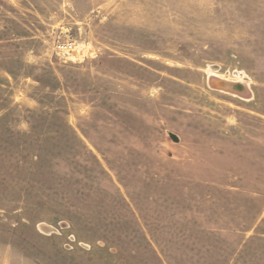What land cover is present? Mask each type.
<instances>
[{
	"label": "rangeland",
	"instance_id": "rangeland-1",
	"mask_svg": "<svg viewBox=\"0 0 264 264\" xmlns=\"http://www.w3.org/2000/svg\"><path fill=\"white\" fill-rule=\"evenodd\" d=\"M0 264H264V0H0Z\"/></svg>",
	"mask_w": 264,
	"mask_h": 264
},
{
	"label": "built area",
	"instance_id": "built-area-1",
	"mask_svg": "<svg viewBox=\"0 0 264 264\" xmlns=\"http://www.w3.org/2000/svg\"><path fill=\"white\" fill-rule=\"evenodd\" d=\"M74 47L75 45L72 41L57 43L55 51L57 54H60L63 57H67L69 53L74 49Z\"/></svg>",
	"mask_w": 264,
	"mask_h": 264
},
{
	"label": "water",
	"instance_id": "water-1",
	"mask_svg": "<svg viewBox=\"0 0 264 264\" xmlns=\"http://www.w3.org/2000/svg\"><path fill=\"white\" fill-rule=\"evenodd\" d=\"M225 87H228V88H230L231 86H233V85H230V84H227V83H222ZM236 87V86H235ZM169 135V137H170V139L173 141V142H175V143H177L178 141H179V138L175 135V134H173V133H169L168 134Z\"/></svg>",
	"mask_w": 264,
	"mask_h": 264
}]
</instances>
